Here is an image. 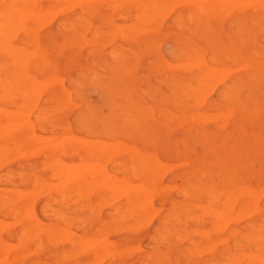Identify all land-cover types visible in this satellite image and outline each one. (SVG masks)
<instances>
[{
	"label": "rangeland",
	"instance_id": "374dc122",
	"mask_svg": "<svg viewBox=\"0 0 264 264\" xmlns=\"http://www.w3.org/2000/svg\"><path fill=\"white\" fill-rule=\"evenodd\" d=\"M56 1L35 0V2L33 1L35 4L32 3L29 6H21L19 0L0 1V36H3L1 37L2 40H0V43L3 41V51H1L2 48L0 46V136L2 134V136L6 137L8 133L7 136L18 143V146H12L13 148L15 147V151L11 147L9 148L11 151H5L6 154L0 151L1 154H5V156L0 154V159H2L0 161L2 165L0 166V204H2L0 205V226L3 225L0 229V232H2L0 233V264H264V241H261L264 238H261L260 235L263 234L264 236V195L262 193L264 192V0H244L243 6L239 3V0H237L238 5L233 3L237 2L234 0H216L215 4H213L214 0H204V3L201 0H199L201 3L198 0H196L198 2L187 0L186 4L182 3L184 0H173L175 3L172 0H164L167 8L162 6L164 4L163 0H160L162 5L159 4L158 0H155V4H153L154 2L152 3L154 8L151 7L152 4H149L151 6L147 5L154 0H147L148 3H146V0H142V2L139 0L142 6H144L142 8L145 10L139 7L141 3H137L136 0H120L123 4L120 2L119 7H116L118 0L114 2L113 0H85L84 3H82V0V2L80 0ZM218 1H223L222 3L225 6L230 7L229 12L228 8L225 10V6ZM64 2L68 8H66ZM246 2L252 5L249 4L250 6L248 7V3ZM171 3H174L173 6ZM199 3L203 6L200 7L201 12L197 5ZM229 3L236 5L231 7ZM8 4H10L9 9L11 10L3 9L5 7L8 8L6 6ZM110 4L115 7L110 6ZM135 4L138 8L135 7ZM24 6L33 11L37 10L36 13L34 11V17L36 18L31 17L33 16L31 15L29 20V15L25 16V18L17 15L16 10ZM157 6L160 8H157ZM63 7L68 10H64ZM149 7L153 13H151V10V12H148ZM169 7H171V10L168 9ZM26 8L24 7V10H28ZM44 8L48 10L45 11L46 9L44 10ZM109 8L111 9L110 11ZM30 9L29 11H31ZM41 10H44V13H46L44 14ZM161 10L164 12L161 13ZM157 11H159L158 14ZM145 12L148 13L146 14ZM42 13L45 16L47 15L48 18L50 16V20L47 17L43 19ZM164 13L166 14L164 15ZM4 14L5 16L7 15L6 18L3 16ZM39 15L42 19H40ZM153 15H155L154 18L158 15L157 18L161 17V15L162 17L153 22L151 21V19H154ZM8 17L11 18L13 24H11L12 22H10V18ZM16 17H18L17 21ZM20 17L21 20L19 21ZM176 18L179 19L176 20ZM188 18H190V21H188ZM33 19L37 21V30H32L35 26V22H32L34 21ZM40 20H42L41 22H48L40 23ZM4 21H7V23ZM137 21H139L138 25ZM2 22L5 24L1 25ZM20 22H23L21 23L22 26ZM176 23L178 26L175 25ZM121 24L129 26H125L127 27L125 30L124 26L121 27ZM16 25H20L21 28L23 26L24 28L26 27V32L24 31L23 34L24 28L22 30L16 27ZM153 25L154 29L150 31L146 30L153 27ZM10 26L16 29L15 32ZM118 26L125 30L123 35L120 34L122 30ZM139 27H142L144 32ZM177 27L178 29H176ZM6 29L7 31L10 30L9 34ZM137 30H140V32L138 33ZM106 31L108 32L106 33ZM6 34L11 37L6 38ZM31 37L33 38L31 39ZM119 38L121 41H119ZM84 41L88 43L85 44ZM5 42L13 44L14 46L11 45L12 47L18 48H15V53L17 52L16 50L19 53L20 50H24L28 54L24 52V54L22 53L21 55L20 53L16 56L17 54H14V49L12 51V47L8 43L5 44ZM31 50L32 53H36L38 56L32 53L30 56ZM6 52L9 53V58L6 57ZM10 53L13 54L11 55ZM15 56L16 60L20 56V60L18 58L19 61L17 60V63L15 62ZM24 56L23 60L25 59L26 64H23V60L21 62ZM206 57L210 59H206ZM10 58H13V60L11 61ZM175 60L181 62L182 65L179 66L181 63H178L179 65L177 66ZM188 60L192 66H188L190 65L188 64ZM12 62L15 63L12 64ZM35 62H39V64L36 66ZM20 63L23 66L22 68L17 66ZM167 63H172V65L169 66ZM173 64L175 65L174 68ZM209 65L216 68L214 70H212V67L209 69ZM187 66L188 68L186 69L185 67ZM221 67L224 69H220ZM218 68L219 70L217 71ZM229 68L234 71H228ZM208 70L210 76L207 74ZM246 71L248 74H246ZM202 72L207 75L205 74V77H203L204 74ZM218 73L223 74H220V78L223 79L216 77L219 76ZM224 73H226V76ZM238 73L239 75H237ZM251 74L253 75L251 76ZM12 77L16 78V80ZM45 77L46 79L50 77L47 79L49 81L44 79ZM57 77H60L61 81L57 82L56 80H59ZM11 78L21 86L15 81L14 83ZM52 78L54 81L50 80ZM203 78H205L206 82L209 78L208 82L206 83ZM31 79H35L34 83L33 81L31 83ZM36 80H39L38 82L43 83V85L39 84ZM27 81H30V84ZM47 82L51 83V85L49 86ZM26 83H28V87L25 85ZM60 83L62 84L61 86ZM62 86L65 88V91L63 90L64 88L62 89ZM34 87H36V91L33 90ZM17 88H20V90ZM204 89H208L209 91H205ZM62 91L63 93L61 94ZM31 92L34 93L32 94ZM207 92L210 93L208 94ZM194 93H197L196 97L203 98L201 100L197 98L199 101L197 102L194 98ZM20 95L30 98L27 99L25 96L19 98ZM36 96V99L32 98ZM49 98L50 100H48ZM55 99L60 103L58 104V102L54 101ZM67 99H69L68 103ZM32 102H35V104H32ZM75 103H77V106ZM32 105L35 106L33 107ZM52 105L54 111L50 108ZM54 106L56 107V111ZM26 109L28 110L26 111ZM221 112L225 114H220ZM6 113L9 115L8 117ZM34 115L38 116L34 117ZM198 116L204 117V120L201 117L197 120ZM5 118L7 121L9 119V124ZM27 125H30L31 128ZM3 127L6 130L2 129ZM25 128L27 129L25 130ZM102 129L108 131L106 132ZM70 134H74L72 137L75 140L73 138L70 141V138L72 139ZM77 139L78 142L80 141V146L84 144L82 141L85 139L93 140L91 143L89 141L90 145L88 140L84 142L85 144L88 143L89 148H91L92 144L95 148L92 146L91 150H88L89 148L84 144L83 150L85 151L87 148L86 150L89 152H83V147L76 145ZM94 139H98V143L101 141L100 145L103 148L105 147L104 153L101 147L100 150L102 151H99L98 146L100 145L95 141L96 146ZM114 140L122 143L119 144L117 142L114 144L116 142L113 143ZM102 141L105 143L112 142L113 144L110 143L109 145L106 143V146H103L105 143L102 144ZM20 143L21 145H19ZM214 143L218 145L215 147ZM120 145L122 147L124 145L122 149L125 148L128 151L120 149ZM116 147L119 151L115 150ZM17 149L19 150L18 153L16 152ZM95 149L98 151L97 153H95ZM129 150L130 152L132 151L131 154L134 152L132 154L134 155L133 157ZM69 152L74 155L69 154ZM99 152L100 154H98ZM106 153L109 161L107 157V161L105 160ZM146 153L148 157L151 155L149 159H153L151 165L150 162H148L149 164L147 163L150 160L146 158ZM18 154L19 158L17 157ZM79 155H81V158H79ZM50 157L56 164L50 163ZM56 158H60L61 160H59L62 163L69 164L71 162L69 165L72 166L68 164L66 166L63 163L66 166L64 167L62 163L57 162ZM139 160L140 162H138ZM154 160L155 163L156 160L161 161L160 164L164 165V171L166 172L163 171L159 163L158 166L157 163L155 166ZM116 161L120 164H116ZM80 163L85 165V168ZM92 163L95 166L94 168H91L92 165H89ZM99 164L102 165H100L101 168H98ZM75 166L79 169L77 170ZM88 166H90V170H87ZM129 166L134 167L135 170H132V172V167L130 168ZM55 168H58V172ZM159 168H162V170L160 169L161 171H159ZM73 169H76L77 172ZM93 169L95 170L91 171ZM148 169L151 172L148 173ZM60 171H64V175H62L63 173L60 174ZM65 171L69 174L65 175ZM85 171L86 173L89 172L87 174L90 175L84 173ZM95 171L100 172L95 174ZM200 172L201 174L203 173L202 177L199 175ZM58 173L60 175H57ZM76 173L79 178H76L78 177L77 175L74 177ZM190 174L192 177H190ZM70 175L71 178L68 177ZM63 176L67 178L65 177L64 179ZM108 176L109 178L112 177L110 178L111 180H109ZM118 177L119 179L122 178L121 180L124 178L125 181L119 180ZM185 178L189 185H186ZM77 179L80 182L78 184L76 182ZM91 179L97 180V182L93 180L95 185ZM99 181L101 182V186H99ZM13 182L14 184H12ZM114 182L115 185H113ZM129 182L131 188L128 184ZM138 182L144 187L138 184ZM63 183L64 185H62ZM104 183L109 185L107 187L110 190H107L106 186L104 187ZM117 183H119L118 186L122 187H117ZM44 184L48 186L46 187ZM90 184L93 185V189ZM191 184H198L200 186H197V189H200V195L197 190L196 192L194 191L196 189L195 185L192 187ZM207 184H210L212 187L209 191H207L209 189ZM51 185L57 187H51ZM96 185L97 187H95ZM4 188L7 189L6 191H9V188L13 189L7 193ZM56 188L61 189L58 192L55 190ZM118 188L119 190L121 189V193L124 191L129 201L125 194L122 195L120 192V195L118 194ZM122 188L129 189L125 191ZM151 188L152 191L150 190ZM190 188L195 193L192 194ZM138 189L142 190V193H145V199L141 197L144 193L138 195L134 192L139 191ZM236 189H238L237 192ZM258 189L261 190L262 194H260ZM84 190H87L89 193L87 191L86 193ZM95 190L98 194L94 195L96 193ZM182 190L184 191L182 192ZM229 190L231 191L229 192ZM109 191L112 198L108 196V199L107 195H109ZM239 191L241 192L239 193ZM78 192L83 193L84 196L82 197V194L79 195ZM216 192L218 193L216 194ZM231 192L233 193V198ZM213 193L216 194L217 198H213L215 196ZM21 194H24L25 198L23 195L21 198ZM224 194L229 195V197L225 199V196H227L225 195L223 199ZM114 197L115 200H110L114 199ZM103 198L106 200L102 201ZM234 198H236L235 202L233 201ZM61 200L62 203L60 204L59 201ZM109 200L112 202L110 203ZM225 200L226 204H220V202L224 203ZM94 201H101L99 203L102 206H97L99 203L96 204ZM136 201H139L141 204L138 205ZM134 202L137 206L136 209H134ZM205 202H208V204ZM231 202L233 203L231 204ZM246 202L247 204L252 203V205H246ZM28 203L33 204L30 207ZM228 204L232 206L224 208ZM23 205L25 208H22ZM113 205L116 206L114 207ZM130 205H133V207ZM18 206L19 209L17 208ZM26 206H28V210ZM9 207L10 209H8ZM92 207L97 209L95 210ZM241 207H243L242 212ZM128 209L133 210L128 211L127 214L125 211ZM218 209L221 211L220 213L216 211ZM51 210L52 213L50 214ZM32 212L35 217L32 216ZM121 212L125 214L121 215ZM212 212H215L217 217L220 216V220L219 218L216 219L217 217L214 219L215 214ZM225 212L229 214L226 215ZM211 214L213 215L211 216ZM29 216L33 218L29 219ZM113 216L116 218L114 217V219ZM122 216H126V218ZM138 216H140V219ZM229 216L231 219L234 218V220L228 218ZM136 218L140 221H143V218L145 220L142 224H138L140 221L138 222ZM13 220L14 225L12 224ZM132 220L135 223L138 222L137 224L140 227L136 224L135 227L137 226V229L134 228V224L131 225ZM218 220L219 223H217ZM222 220L225 222L223 223ZM38 221L43 223H38ZM103 221L107 223H103ZM62 222L65 223L63 224ZM214 222H216L215 227L212 226ZM226 222L228 223L223 228ZM110 224L112 225L109 226ZM117 224L123 225L126 229L121 226L120 228ZM115 226H118L116 227L117 230L114 228ZM128 226H131V228H127ZM259 226L262 228L258 230ZM108 227L110 228L108 229ZM212 228L216 230L211 232ZM105 229L108 231L106 232ZM124 229L127 233L123 231ZM93 230L95 233H93ZM128 230H132L130 231L131 233H128ZM5 231L7 232L5 233ZM96 231H100V233L97 232L96 234ZM35 234L37 235L35 236ZM56 234L60 235V239H57L58 236ZM240 234L243 236V239L238 237ZM255 234L258 237L260 236V240L256 236L255 239ZM54 235L57 237L55 238ZM68 235L69 238L67 237ZM92 235H94L93 238L91 237ZM97 235L103 238L100 237L99 239ZM83 236L90 239L87 238L86 240ZM199 236H202V238ZM247 237L251 238L250 242L246 240ZM17 238L20 242L17 241ZM95 238L96 240H93ZM217 238H224L225 240L220 242ZM1 239L2 241L5 240L6 243L2 242ZM54 239L56 242H54ZM216 239L219 241V244H217ZM98 240L100 241L98 242ZM93 241L96 242V245L95 243L93 244ZM102 241L105 242L102 244ZM236 242L239 244H236ZM9 243H11V246ZM35 243L39 245L38 248ZM208 243L212 244V248L209 249L210 244ZM256 243L262 246H257V248L259 247L258 250L253 249L256 248L254 247L257 245ZM7 244L11 248L13 247V249L8 247ZM201 244L204 247L207 244L209 247L206 246L203 250V247L200 246ZM101 245L103 248L99 249ZM127 246L130 248L128 249ZM96 248L99 249L100 255H98L99 252ZM207 248L209 249L208 251H206ZM82 249L84 252L81 251L83 253H80L79 251ZM196 249H199V251ZM5 250H8V253ZM71 250L72 253L74 251L77 254H72V257H70L69 253ZM115 250L117 251L115 252ZM249 252L253 253V255H248L250 258L245 256V253L250 254ZM2 253L4 254L2 255ZM20 253H22L21 256L23 257L19 256ZM64 253L65 256H62ZM106 253L107 255L105 256ZM255 253L259 257H257L258 255L255 256ZM251 257L253 259L257 258L254 261L252 260V262ZM16 259H19L20 262L19 260L15 261Z\"/></svg>",
	"mask_w": 264,
	"mask_h": 264
},
{
	"label": "bare ground",
	"instance_id": "6f19581e",
	"mask_svg": "<svg viewBox=\"0 0 264 264\" xmlns=\"http://www.w3.org/2000/svg\"><path fill=\"white\" fill-rule=\"evenodd\" d=\"M0 1H1V0H0ZM33 1L35 2V0H19L21 6H23V5H28V6H29V4L32 5ZM55 1H56V0H55ZM63 1H64V0H63ZM65 1H66V0H65ZM67 1H68V0H67ZM72 1H73V0H72ZM80 1H81V0H80ZM82 1H83V2H82ZM82 1H81V2L84 3L85 0H82ZM86 1H87V0H86ZM114 1H116V0H113V2H114ZM122 1H123V0H122ZM122 1L118 0V3L115 2L116 4H118V5H116V7H119V6H120L119 3H120V2L122 3ZM134 1H135V0H134ZM136 1H137V3H139V4L142 2V0H141V2H139V0H136ZM146 1H147V0H146ZM163 1H164V0H163ZM169 1H171V0H169ZM172 1H173V0H172ZM188 1H189V0H188ZM190 1H191V0H190ZM198 1H199V0H198ZM198 1L194 0V2H198ZM201 1L204 3V0H201ZM208 1H210V0H208ZM212 1H213V0H212ZM231 1H232V0H231ZM234 1H237V0H234ZM239 1H240L239 3L243 6L242 3L245 2V1H244V0H239ZM241 1H242V2H241ZM246 1H248V0H246ZM250 1H253V0H250ZM250 1H249V2H250ZM256 1H257V0H256ZM259 1H261V0H259ZM9 2H10V1H9ZM41 2H42V1H41ZM56 2H57V1H56ZM81 2H80V3H81ZM113 2H112V3H113ZM153 2H154V3H153ZM158 2H159V4L162 5V3H161L160 0H158ZM173 2H174V1H173ZM181 2H182V1H181ZM186 2H187V0H184L182 3L186 4ZM199 2H200V1H199ZM215 2H216V0H214V3H213V4H215ZM218 2L222 3L223 1H222V2H221V1H218ZM218 2H217V3H218ZM228 2H229V1H228ZM254 2H255V1H254ZM11 3H12V2H11ZM11 3H10V4H11ZM44 3H45V2H44ZM64 3H65V2H64ZM64 3H63V4H64ZM75 3H77V2H75ZM80 3H79V4H80ZM97 3H98V1H97ZM112 3H111V4H112ZM146 3H148V1H147ZM152 3L155 4V0H154V1H151V2L148 3L147 5H148V6H151V5H149V4H152ZM174 3H175V2H174ZM174 3H171V5L173 6ZM189 3H190V2H189ZM200 3H201V2H200ZM200 3L197 4V5L199 6V7H198V8H199V11H200V7L202 6V5H200ZM233 3H236V4L238 5V1H237V2H233ZM246 3H248V2H246ZM10 4L6 5V6H8V8L5 7V8H3V9H5V10H6V9H9V5H10ZM33 4H35V3H33ZM111 4H110V6H114V5H111ZM122 4H123V3H122ZM126 4H128V3L126 2ZM153 4H152V6H151L152 8H154V7H153V6H154ZM157 4H158V3H157ZM179 4H180V3H179ZM187 4H188V3H187ZM194 4H195V3H194ZM222 4H223V3H222ZM227 4H228V3H227ZM229 4H231V7L234 6V5H236V4H232V3H229ZM244 4H245V3H244ZM249 4H250V3L247 4L248 7H249L250 5H252V4H250V5H249ZM12 5H13V4H12ZM12 5H11V6H12ZM64 5L66 6V8H68L66 3H65ZM140 5H141V6H139V7H141V8L144 7V6H142V3H141ZM11 6H10V7H11ZM121 6H122V5H121ZM162 6H165V8H167L166 5H165V1H164V4H163ZM223 6H225V5L223 4ZM244 6H245V5H244ZM259 6H260V4H259ZM24 7L26 8V6H24ZM24 7H21L20 9L16 10L17 15H19V16H21V17H23V18H25V16H28V15H29V20H30V16L33 15V16H31V17H34V15H35V13H36L37 10H36V11L34 10V11H35V13H34V11H33L32 9H30V8H29V9H30L31 11H29L28 8H26V9H28V10H24ZM71 7H72V6H71ZM79 7H80V6H79ZM114 7H115V6H114ZM135 7L138 8V6H137L136 4H135ZM135 7H133V8H135ZM202 7H203V6H202ZM253 7H254V6H253ZM11 8H12V7H11ZM37 8H39V6H37ZM37 8H36V9H37ZM55 8H56V7H55ZM66 8L63 7L64 10H68V9H66ZM72 8H73V7H72ZM81 8H82V7H81ZM81 8H79V9H81ZM107 8H108V7H107ZM123 8H124V7H123ZM157 8H160V7L157 6ZM163 8H164V7H163ZM163 8H162V10H164ZM194 8H196V7H194ZM225 8H226L225 10H227V8H228V12H229V10L231 9L230 7H227V5L225 6ZM229 8H230V9H229ZM45 9H46V8H44V10H45ZM142 9L145 10L144 8H142ZM146 9H147V8H146ZM168 9L171 10V7H169ZM216 9H217V8H216ZM253 9H255V8H253ZM262 9H263V8H262ZM9 10H11V9H9ZM44 10H43V11L41 10V11L44 13ZM47 10H48V9H46L45 11H47ZM51 10H52V9H51ZM110 10H111V9L109 8V11H110ZM150 10L152 11V9H150V7H149V8H148V12H149ZM153 10H154V9H153ZM159 10H160V9H159ZM162 10H161V13L165 11V10H164V11H162ZM217 10H218V9H217ZM256 10H257V9H256ZM80 11L82 12V10H80ZM125 11H126V9H125ZM151 11H150V12H151ZM166 11H167V10H166ZM201 11H202V10H201ZM201 11H200V12H201ZM39 12H40V11H39ZM148 12H145V13L147 14ZM2 13H3V12H2ZM9 13H10V11H9ZM33 13H34V14H33ZM43 13H42V16H43V19H44V18L47 17V15L45 16V15H43ZM45 13H46V12H45ZM45 13H44V14H45ZM145 13H144V14H145ZM151 13H153V11H152ZM158 13H159V11H157V14H158ZM226 13H227V11H226ZM40 14H41V13H40ZM47 14H48V12H47ZM141 14H142V13H141ZM165 14H166V13H164V15H165ZM37 15H38V12H37ZM50 15H51V14H50ZM159 15H160V14H159ZM159 15H158V16H159ZM187 15H188V12H187ZM3 16H5V14H4ZM6 16H7V15H6ZM6 16H5V18H6ZM44 16H45V17H44ZM145 16H146V15H145ZM149 16H150V15H149ZM154 16H155V15H153V18H154ZM158 16L155 17L156 19H155V18H154L153 20L151 19V21L155 22L156 20H159V18L162 17V15H161V17L157 18ZM207 16H208V15H207ZM10 17H11V16H10ZM10 17H8V18H10ZM14 17H15V16H14ZM21 17H20L19 21L21 20ZM39 17H40V15H39ZM187 17H188V16H187ZM187 17H186V18H187ZM191 17H192V16H191ZM8 18H7V20H8ZM17 18H18V17L15 18L16 21L18 20ZM34 18H36V17H34ZM47 18H48V17H47ZM49 18H50V16H49ZM49 18H48V19H49ZM52 18H53V17H52ZM52 18H51V19H52ZM75 18H76V17H75ZM75 18H74V19H75ZM216 18H217V17H216ZM12 19H13V18H12ZM38 19H39V18H38ZM40 19H42V17H40ZM147 19H148V18H147ZM149 19H150V18H149ZM178 19H179V18H176V20H178ZM188 19H189L188 21H190V18H188ZM5 20H6V19H5ZM9 20H10V22H12L11 18H10ZM9 20H8V22H9ZM33 20H34V21H32V22H35V26H34V29H32V30H35V29L37 30V27H36V22H37V21H35V19H33ZM36 20H37V19H36ZM45 20H46V19H45ZM49 20H50V19H49ZM2 21H3V20H2ZM13 21H14V20H13ZM38 21H39V20H38ZM41 21H42V20H40V23H45V22L47 23V22H48V21H45V22H41ZM43 21H44V20H43ZM0 22H1V21H0ZM4 22H5V21H4ZM68 22H69V21H68ZM5 23H7V21H6ZM5 23H4V24H5ZM21 23H23V22H20V25H21ZM38 23H39V22H38ZM40 23H39V24H40ZM136 23H137V25H138V24H139V21H137ZM136 23H135V25H136ZM177 23H178V22H177ZM177 23L175 24L176 26H178ZM188 23L190 24V22H188ZM4 24H3V22L1 23V25H4ZM11 24H13V22H12ZM15 24H16V23H15ZM178 24H179V23H178ZM8 25H10V24H8ZM20 25H19V26L16 25V27L21 28ZM115 25H116V24H115ZM117 25H118V24H117ZM21 26H22V25H21ZM31 26H33V25H31ZM40 26L42 27V25H40ZM43 26H44V25H43ZM122 26H124V29L126 30V28H127L129 25H125V24L122 25V24H121V27H122ZM125 26H127V27H125ZM198 26H199V25H198ZM198 26H197V27H198ZM201 26H202V25H201ZM3 27H4V26H3ZM6 27H7V26H6ZM10 27H11V26H10ZM14 27H15V26H14ZM16 27H15V28H16ZM35 27H36V28H35ZM38 27H39V26H38ZM65 27H67V26H65ZM94 27H95V26H94ZM115 27H116V26H115ZM118 27H119V26H118ZM121 27H119V29L122 30V32H121L118 28H117V29L121 32L120 34L123 35V33H124L125 30H124L123 28L121 29ZM11 28H12V27H11ZM11 28H10V29H11ZM18 28H17V31H18ZM23 28H24V26H23ZM23 28H21V29L23 30ZM25 28H26V27H25ZM25 28H24V30H23V34H24V31L26 30ZM136 28H137V27H136ZM147 28H149V27H147ZM195 28H196V27H195ZM198 28H199V27H198ZM1 29H2V28H1ZM12 29H13L14 32H15L16 29H14V28H12ZM68 29H69V28H68ZM68 29H66V30H68ZM139 29L142 30V32H144L142 27H141V28L139 27ZM152 29H154V25H153V27H150V29H146V30H149V31H150V30H152ZM176 29H178V27H177ZM185 29H186V28H185ZM202 29H203V28H202ZM3 30H5V29H3ZM30 30H31V29H30ZM140 30H137V32L139 33ZM6 31H7V29H6ZM9 31H10V30L7 31L8 34H9ZM17 31H16V32H17ZM19 31H20V30H19ZM80 31H81V30H80ZM80 31H79V32H80ZM187 31H188V30H187ZM203 31H204V30H203ZM12 32H13V31H12ZM25 32H26V31H25ZM27 32H28V31H27ZM34 32H35V31H34ZM74 32H75V31H74ZM82 32H83V31H82ZM107 32H108V31H106V33H107ZM109 32H110V31H109ZM17 33H18V32H17ZM72 33H73V32H72ZM75 33H76V32H75ZM93 33L96 34L95 31H93ZM93 33H92V34H93ZM126 33H128V32H126ZM0 34H1V33H0ZM25 34H26V33H25ZM120 34H119V35H120ZM4 35H5V34H4ZM11 35H12V34H11ZM90 35H91V34H90ZM126 35L128 36V34H126ZM126 35H125V36H126ZM9 36H10V35H9ZM9 36L6 34V38H8ZM38 36H39V35H38ZM93 36H94V35H93ZM104 36H105V35H104ZM1 37H3V36H0V40H2ZM10 37H11V36H10ZM12 37H13V36H12ZM88 37H89V36H88ZM94 37H95V36H94ZM193 37H194V36H193ZM32 38H33V37H31V39H32ZM4 39H5V38H4ZM107 39H108V38H107ZM119 39H120V38H119ZM119 39H118V40H119ZM6 40H7V39H6ZM20 40H21V39H20ZM105 40H106V39H105ZM22 41L25 42L24 40H22ZM63 41H64V39H63ZM87 41L89 42V40H87ZM87 41H86V43H88ZM108 41H109V40H108ZM108 41H107V42H108ZM119 41H121V39H120ZM2 43H3V41H2ZM2 43H0V46H1V48H2L1 51H3V44H2ZM7 43H8V42H5V44H7ZM62 43H63V42H62ZM84 43H85V41H84ZM86 43H85V44H86ZM89 43H90V42H89ZM176 43H177V42H176ZM1 44H2V45H1ZM5 44H4V46H5ZM24 44H25V43H24ZM59 44H60V43H59ZM103 44H105V43H103ZM140 44H141V43H140ZM8 45H10V47L14 46L13 44H9V43H8ZM8 45H7V46H8ZM11 45H12V46H11ZM29 45H30V43H29ZM29 45H28V46H29ZM82 45H83V44H82ZM82 45H81V46H82ZM18 46H19V45H18ZM18 46H17V47H18ZM31 46H32V45H31ZM20 47H22V46H20ZM56 47H57V46H56ZM60 47H61V46H60ZM63 47H64V45H63ZM1 48H0V49H1ZM7 48H8V47H7ZM15 48H16V47H12L11 49H12V51H13V49H14V54H17L16 56H18L20 53H21V55H22V53L24 54V52H25L24 50H23V51L20 50V53L18 52V50H16L17 52L15 53ZM8 49H9V48H8ZM8 49L5 48V50H7V52H9ZM16 49H18V48H16ZM21 49H22V48H21ZM23 49H25V48H23ZM26 49H27V48H26ZM89 49H90V48H89ZM5 50H4V52H5ZM90 50H91V49H90ZM191 50H192V49H191ZM29 51H30V50H29ZM7 52H6V53H7ZM10 52H11V50H10ZM26 52H27V51H26ZM26 52H25V53H26ZM31 53H32V50H31V52H30L29 55H30V56H31L32 54L36 55V53H32V54H31ZM88 53H91V52H88ZM182 53H183V52H182ZM10 54H11V53H10ZM12 54H13V53H12ZM12 54H11V55H12ZM27 54H28V52H27ZM0 56H1V55H0ZM8 56H9V53L6 54V57H8ZM16 56H15L14 58H15V62L17 63V60H18V58H19L20 56L17 58V60H16ZM36 56H38V55H36ZM111 56H113V55L111 54ZM195 56H196V55H195ZM195 56H194V57H195ZM254 56H255V55H254ZM224 57H225V56H224ZM8 58H9V57H8ZM23 58H25V56L22 57L21 62H22ZM81 58H82V57H81ZM115 58H116V57H115ZM207 58H209V57H206V59H207ZM10 59H11V61L13 60V58H10ZM192 59H193V58H192ZM195 59H196V57H195ZM209 59H210V58H209ZM209 59H208V61H209ZM224 59L226 60V58H224ZM19 60H20V58H19ZM19 60H18V61H19ZM24 60H25V59H24ZM24 60H23V61H24ZM190 60H191V59H190ZM112 61H113V60H112ZM114 61H115V60H114ZM162 61H163V60H162ZM175 61H176V60H175ZM192 61H193V60H192ZM206 61H207V60H206ZM208 61H207V62H208ZM15 62H14V63H15ZM24 62H25V61H24ZM24 62H23V64H26V62H25V63H24ZM115 62H116V61H115ZM176 62H177V61H176ZM209 62H210V61H209ZM10 63H11V62H10ZM14 63L12 62V64H14ZM18 63H19V62H18ZM178 63L180 64L181 62H177V66L179 65ZM211 63H212V62H211ZM37 64H39V62H38V63L35 62V65H36V66H37ZM168 64H169V63H167V65H168ZM188 64H190V63H189V60H188ZM7 65H8V63H7ZM31 65H33V63H31ZM31 65H30V66H31ZM170 65H172V63H170L169 66H170ZM181 65H182V63H181L179 66H181ZM198 65H199V63H198ZM239 65H240V64H239ZM243 65H244V64H243ZM17 66H18V67L20 66L21 68L23 67V66H21V63L18 64ZM25 66H26V65H25ZM27 66H28V65H27ZM174 66H175V65L173 64V68H174ZM188 66H192V64H190V65H188ZM188 66L185 67V68L187 69ZM171 67H172V66H171ZM211 67H212V66H210V65L208 66L209 69H210ZM236 67H237V65H236ZM244 67H245V66H244ZM35 68H36V67H35ZM77 68H78V67H77ZM98 68H99V67H98ZM214 68H216V67H212V70H214ZM222 68H223V67H221L220 69H222ZM247 68H248V67H247ZM204 69H205V68H204ZM223 69H224V68H223ZM226 69H227V68H226ZM239 69H240V68H239ZM0 70H1V69H0ZM38 70H39V69H38ZM197 70H198V69H197ZM218 70H219V68L217 69V71H218ZM237 70H238V69H237ZM199 71H200V70H199ZM215 71H216V69H215ZM217 71H216V72H217ZM220 71H221V70H220ZM220 71H219V72H220ZM228 71H234V70H230V68H229ZM235 71H236V70H235ZM243 71H244V70H243ZM182 72H183V71H182ZM208 72H209V70L207 71V74H208ZM221 72H222V71H221ZM224 72H225V71H224ZM226 72H227V70H226ZM202 73L204 74V72H202ZM252 73H253V72H252ZM205 74H206V73H205ZM205 74L203 75V77H205ZM207 74H206V75H207ZM220 74H222V73H220ZM220 74L218 73L219 76H216V77L220 78ZM224 74H225V76H226V73H224ZM246 74H248L247 71H246ZM258 74H260V73H258ZM208 75H209V74H208ZM214 75H216V74H214ZM222 75H223V74H222ZM237 75H239V73H238ZM252 75H253V74H251V76H252ZM6 76H7V75H6ZM82 76H83V75H82ZM209 76H210V75H209ZM245 76H246V75H245ZM29 77H30V76H29ZM91 77H92V76H91ZM207 77H208V76H207ZM237 77H238V76H237ZM4 78H5V76H4ZM9 78H10V77H9ZM12 78H14V77H12ZM12 78H11V79H12ZM27 78H28V77H27ZM31 78H32V77H31ZM48 78H50V77H47V79H48ZM57 78L59 79V80H56L57 82H58V81H61V80H60V77H57ZM218 78H216V79H218ZM239 78H240V77H239ZM250 78H251V77H250ZM252 78H253V77H252ZM14 79L16 80V78H14ZM29 79H30V78H29ZM44 79H46V77H45ZM47 79H46V80H47ZM61 79H62V78H61ZM203 79L205 80V78H203ZM208 79H209V78H208ZM208 79H207V82H208ZM220 79H223V78H220ZM235 79H236V77H235ZM0 80H1V79H0ZM12 80H13V79H12ZM15 80H13V82H14ZM34 80H35V79H33V80L31 79V80H30L31 83H32V81H33V83H34ZM46 80H45V81H46ZM50 80L52 81L53 78L50 79ZM204 80H203V81H204ZM249 80H250V79H249ZM19 81H20V80H19ZM30 81H29V82H30ZM36 81L38 82L39 80H36ZM47 81H49V80H47ZM53 81H54V80H53ZM56 81H55V82H56ZM231 81H232V80H231ZM254 81H255V80H254ZM13 82H12V85H13ZM15 82L18 84L17 81H15ZM15 82H14V83H15ZM27 82H28V81H27ZM29 82H28V83H29ZM88 82H89V81H88ZM205 82H206V80H205ZM207 82H206V83H207ZM249 82H250V81H249ZM260 82H261V81H260ZM28 83L25 84V85H27V87H28ZM38 83H39V82H38ZM47 83L49 84V86L51 85V83H49V82H47ZM53 83H54V82H53ZM53 83H52V84H53ZM173 83H174V82H173ZM197 83H199V82H197ZM200 83H201V82H200ZM210 83H211V82H210ZM237 83H238V82H237ZM237 83H236V84H237ZM243 83H244V82H243ZM246 83H248V82H246ZM255 83H256V82H255ZM29 84H30V83H29ZM39 84H41V83H39ZM44 84H45V83H44ZM14 85H15V84H14ZM18 85H19V84H18ZM32 85H33V84H32ZM41 85H43V83H42ZM61 85H62V84L60 83V86H61ZM206 85H207V84H206ZM208 85H209V84H208ZM212 85H213V84H212ZM240 85H242V84H240ZM246 85H247V84H246ZM19 86H21V85H19ZM210 86H211V85H210ZM222 86H223V85H222ZM224 86H225V85H224ZM7 87H8V86H7ZM30 87H31V86H30ZM45 87H46V86H45ZM207 87H208V86H207ZM257 87H258V86H257ZM11 88H12V86H11ZM35 88H36V87H34L33 90H35ZM63 88H64V87L62 86V89H63ZM210 88H211V87H210ZM4 89H5V88H4ZM17 89L20 90V88H17ZM21 89H22V88H21ZM27 89H28V88H27ZM30 89H31V88H30ZM40 89H41V88H40ZM22 90H23V89H22ZM22 90H21V91H22ZM33 90H32V91H33ZM63 90L65 91V88H64ZM204 90H205V89H204ZM211 90H212V89H211ZM231 90H232V89H231ZM6 91H7V90H6ZM21 91H20V92H21ZM35 91H36V90H35ZM35 91H34V92H35ZM205 91H209V90L206 89ZM14 92H15V91H14ZM25 92H26V90H25ZM34 92H33V93H34ZM217 92H219V91H217ZM7 93H8V92H7ZM21 93H22V92H21ZM31 93H32V92H31ZM33 93H32V94H33ZM62 93H63V91L61 92V94H62ZM201 93H202V92H201ZM207 93H208V92H207ZM209 93H210V92H209ZM209 93H208V94H209ZM235 93H236V92H235ZM5 94H6V93H5ZM25 94L28 95L27 93H25ZM226 94H227V93H226ZM228 94H229V92H228ZM29 95H30V92H29ZM63 95H65V94H63ZM67 95H68V94H67ZM190 95H191V94H190ZM202 95H204V94H202ZM15 96H16V95H15ZM22 96H23V95H22ZM22 96L20 95L19 98H21ZM24 96H25V95H24ZM24 96H23V97H24ZM31 96H32V95H31ZM194 96H195L194 98H195L196 100H197V98H198V100H201V98H203V97H201V98H200V97H196V96H197V93H194ZM205 96H206V95H205ZM230 96H231V95H230ZM233 96H234V95H233ZM233 96H232V97H233ZM0 97H1V96H0ZM25 97H26V96H25ZM27 97H28V96H27ZM27 97H26V98H27ZM65 97H67V96L65 95ZM29 98H30V97H29ZM29 98H27V99H29ZM32 98H33V99H36L37 96H36V97H32ZM67 98H69V97H67ZM199 98H200V99H199ZM63 99H64V98H63ZM236 99H237V98H236ZM48 100H50V98H49ZM198 100H197V102H199ZM223 100H224V99H223V97H222V101H223ZM54 101L58 102L57 99H55ZM68 102H69V99H67V103H68ZM70 102H71V101H70ZM197 102H196V103H197ZM261 102H262V101H261ZM26 103H27V102H26ZM59 103H60V102H58V104H59ZM22 104H23V103H22ZM32 104H35V102H34V103L32 102ZM71 104H72V103H71ZM76 104H77V103H75V105H76ZM240 104H241V103H240ZM72 105H73V104H72ZM208 105H209V104H208ZM241 105H242V104H241ZM32 106H33V105H32ZM34 106H35V105H34ZM34 106H33V107H34ZM73 106H74V105H73ZM76 106H77V105H76ZM209 106H210V105H209ZM225 106H226V105H225ZM54 107H55V106H54ZM25 108H26V106H25ZM30 108H31V107H30ZM50 108H51L52 111H54V110H53V105H52ZM50 108H49V109H50ZM38 109H39V108H38ZM164 109L166 110V108H164ZM216 109H217V108H216ZM27 110H28V109H26V111H27ZM242 110H243V109H242ZM0 111H1V110H0ZM30 111H31V110H30ZM55 111H56V107H55ZM145 111H146V110H145ZM156 111H157V110H156ZM160 111H162V110H160ZM3 112H4V111H3ZM3 112H2V114H3ZM148 112H149V111H148ZM223 112H225V110H223ZM28 113H30V112H28ZM41 113H42V111H41ZM214 113H216V112H214ZM225 113H226V112H225ZM225 113H222V112H221L220 114H225ZM0 114H1V113H0ZM25 114H26V113H25ZM47 114H48V113H47ZM49 114H50V113H49ZM3 115H4V114H3ZM6 115H7V117L9 116L7 113H6ZM6 115H5V116H6ZM26 115H27V114H26ZM213 115H215V114H213ZM12 116H13V114H12ZM14 116H15V115H14ZM32 116H33V115H32ZM36 116H38V115H34V117H36ZM39 116H41V115H39ZM215 116H216V115H215ZM42 117L44 118V116H42ZM42 117H41V118H42ZM78 117H79V116H78ZM191 117H193V116H191ZM200 117H201L202 120H204V119H203L204 117L202 118V116H198V117H197V120L200 119ZM211 117H212V116H211ZM37 118H38V117H37ZM43 118H42V119H43ZM161 118H162V116H161ZM5 119H6V118H5ZM13 119H14V118H13ZM15 119H16V117H15ZM39 119H40V118H39ZM78 119H79V118H78ZM10 120H12V119H10ZM8 121H9V119H8ZM8 121H7V119H6V122H7V123H8ZM76 121H78V120H76ZM82 121H83V120H82ZM192 121H193V119H192ZM11 122H12V121H11ZM11 122H10V123H11ZM38 122H40V121H38ZM38 122H37V123H38ZM79 122L81 123V121H79ZM195 122L197 123V121H195ZM239 122H240V121H239ZM7 123H6V124H7ZM12 123H13V122H12ZM12 123H11V124H12ZM34 123H35V122H34ZM193 123H194V121H193ZM1 124L5 125L4 123H1ZM8 124H9V123H8ZM13 124H15V123H13ZM13 124H12V125H13ZM82 124H83V123H82ZM89 124H90V123H89ZM221 124H222V123H221ZM221 124H220V125H221ZM12 125H11V126H12ZM15 125H16V124H15ZM36 125H38V124H36ZM83 125H84V124H83ZM187 125H188V124H187ZM187 125H186V126H187ZM189 125H190V124H189ZM27 126H29V127L31 128L30 125H27ZM48 126H49V125H48ZM190 126H191V125H190ZM4 127H5V126H4ZM4 127H3L2 129L6 130ZM7 127H8V126H7ZM15 127H17V126H15ZM79 127H80V126H79ZM79 127H78V128H79ZM83 127H85V126H83ZM13 128H14V126H13ZM19 128H21V127H19ZM27 128H28V127H27ZM27 128H25V130H26ZM30 128H28V129H30ZM42 128H43V127H42ZM51 128H52V127H51ZM61 128H63V127L61 126ZM65 128H66V127H65ZM187 128H189V127L187 126ZM23 129H24V127H23ZM4 130H3V132H4ZM10 130H12V129H10ZM14 130H16V129H14ZM14 130H13V131H14ZM18 130H19V129H18ZM18 130H17V132H19ZM81 130H82V129H81ZM102 130H104V129H102ZM49 131L51 132V130H49ZM104 131H106V130H104ZM107 131H108V130H107ZM107 131H106V132H107ZM8 132H9V130H8ZM14 132H15V131H14ZM14 132H13V133H14ZM24 132H25V131H24ZM61 132H62V131H61ZM1 133H2V131H1ZM6 133H7V132H6ZM51 133H52V132H51ZM54 133H55V132H54ZM4 134H5V133H4ZM29 134H30V133H29ZM83 134H84V133H83ZM192 134H193V133H192ZM7 135H8V133L6 134V137H5V136H2V134H1L2 137L0 136V151H1V152H5V151L7 152V150H8V151H9V150L11 151V149H9L10 147L13 148L12 146H15V145L18 146V143L16 142V140H14V139L8 137ZM70 135H71L70 137H72L74 134H73V135L70 134ZM32 137H34V136H32ZM86 137H87V136H86ZM160 137H163V136H160ZM47 138H48V137H47ZM49 138H50V137H49ZM73 138H74V137H72V139L70 138V141H72ZM76 138H77V137H76ZM81 138H83V137H81ZM45 139H46V138H45ZM91 139H92V138H91ZM154 139H155V136H154ZM30 140H31V139H30ZM33 140H34V139H33ZM36 140H38V139H36ZM47 140H48V139H47ZM74 140H75V138H74ZM79 140H82V139H79ZM83 140H84V139H83ZM85 140H86V139H85ZM85 140H84V141H85ZM87 140H88V143H89L90 140H89V139H87ZM87 140H86V141H87ZM97 140H98V139H96V140L94 139V144L97 142ZM34 141H35V140H34ZM84 141H82V142L85 144L86 141H85V142H84ZM91 141H93V140H91ZM91 141H90V143H91ZM95 141H96V142H95ZM115 141H116V140H114L113 143H114ZM36 142H37V141H36ZM36 142H35V144H36ZM73 142H74V141H73ZM79 142H80V141H79ZM79 142H78V139H77V142H76L77 144H76L75 142H74V144H76L78 147H83V148H82V151H83V152L87 151L86 149L89 148V147H88V143L85 144V145H87V148H86L85 151H84L83 149H84V146H85V145L83 144V145H84V146H83L82 143H81L82 146H80ZM98 142H99V140H98ZM98 142H97V143H98ZM117 142H119V141H116L114 144H116ZM16 143H17V144H16ZM25 143H26V142H25ZM62 143H63V142H62ZM90 143H89V145H90ZM100 143H101V141H100ZM100 143H98V144L100 145ZM103 143H105V142L102 141V144H103ZM106 143H108V142H106ZM106 143L103 144V146H104V145L106 146ZM110 143H112V142H109L108 144L110 145ZM113 143H112V144H113ZM121 143H122V142H119V144H121ZM143 143H144V142H143ZM22 144H23V143H22ZM112 144H111V145H112ZM140 144H141V143H140ZM19 145H21V143H20ZM95 145L97 146V144H95ZM117 145H118V144H117ZM144 145H145V144H144ZM216 145H218V144H215V143H214V146H215V147H216ZM17 146H16V147H17ZM48 146H49V145H48ZM48 146H47V148H48ZM50 146H51V145H50ZM63 146H64V145H63ZM92 146L94 147L93 144H92ZM92 146H90V147L92 148ZM107 146H108V145H107ZM114 146H116V145H114ZM114 146H111V147H114ZM120 146H121L120 149H122V148L124 147V145H123V147H122V145H120ZM128 146H129V145H128ZM222 146H224V145H222ZM56 147H57V146H56ZM100 147L103 149V151L100 150V149H101ZM125 147H126V144H125ZM14 148H15V147H14ZM14 148H13V149H14ZM60 148H62V147H60ZM60 148H59V149H60ZM75 148H76V146H75ZM91 148H89L88 150H91ZM94 148H95V147H94ZM96 148H97V147H96ZM129 148H130V147H129ZM129 148H128V149H129ZM155 148H156V147H155ZM218 148H220V147H218ZM24 149H25V148H24ZM45 149H46V146H45ZM98 149H99V151H102L103 153L105 152V151H104V150H105V147L103 148L102 145L98 146ZM15 150H16V149H14V151H15ZM21 150H22V149H21ZM25 150H26V149H25ZM27 150H28V149H27ZM60 150H62V149H60ZM115 150H116V151H119V150L117 149V147H116ZM115 150L113 149V151H115ZM122 150L126 151L127 149L125 150V148H124V149H122ZM131 150H132V148H131ZM18 151H19V150L17 149L16 152L18 153ZM95 151H96V149H95ZM116 151H115V152H116ZM127 151H128V150H127ZM1 152H0V154H1ZM6 152H5V154H6ZM20 152H21V151H20ZM22 152H23V150H22ZM58 152H59V151H58ZM60 152H61V151H60ZM88 152H89V151H87V153H88ZM97 152H98V151H96L95 153H97ZM107 152H108V150H107ZM129 152H130V150H129ZM129 152H128V153H129ZM131 152H132V151H131ZM131 152H130V154H131ZM12 153H13V155H15L14 152H12ZM17 153H16V154H17ZM27 153H28V152H27ZM36 153H37V152H36ZM90 153H91V152H90ZM133 153H134V152H133ZM133 153H132V154H133ZM5 154L2 153L1 155H4V156H5ZM59 154H60V153H59ZM69 154L74 155L73 153H70V152H69ZM91 154H92V153H91ZM98 154H100V152H99ZM98 154H97V155H98ZM115 154H117V153H115ZM132 154H131V155H132ZM31 155H32V154H31ZM37 155H38V154H37ZM45 155H46V154H45ZM93 155H94V154H93ZM106 155H107V153L105 154V160L108 158V161H109V157L106 156ZM145 155H147V153H146ZM10 156H12V154H10ZM15 156H16V155H15ZM18 156H19V154L17 155V157H18ZM29 156H30V154H29ZM29 156H25V157H29ZM32 156H33V155H32ZM43 156H44V155H43ZM80 156H81V155H79V158H81ZM133 156H134V155H132V157H133ZM13 157H14V156H13ZM13 157H12V158H13ZM44 157H45V156H44ZM65 157H66V155H65ZM106 157H107V158H106ZM238 157H239V156H238ZM238 157H237V158H238ZM0 158H1V156H0ZM18 158H19V157H18ZM45 158H46V157H45ZM85 158H86V156H85ZM87 158H88V157H87ZM146 158H148V159L151 158V155H150V157H148V155H147ZM26 159H27V158H26ZM51 159H52V158L50 157V163H51V164L55 163V162H54L53 160H51ZM56 159H57V158H56ZM59 159H60V158L57 159V162L62 163V161H60L61 159H60V160H59ZM100 159H101V158H100ZM103 159H104V158H103ZM129 159H131V158H129ZM5 160H6V159H5ZM149 160H150V161H147V163L150 162V165H151V163H153V161H152L153 159H149ZM0 161H2V159H0ZM7 161H9V160H7ZM66 161H68V160H66ZM106 161H107V160H106ZM52 162H53V163H52ZM86 162H87V161H86ZM88 162H89V161H88ZM138 162H140V160H139ZM186 162H188V161H186ZM17 163H18V162H17ZM59 163H58V164H59ZM63 163H64V162H63ZM63 163H62V164H63ZM70 163H71V162H70ZM70 163H69V164H70ZM72 163H73V162H72ZM82 163H84V162H82ZM93 163H95V162H93ZM93 163H92V164H89V165H92L91 168H94V167H95V166H93ZM96 163H97V162H96ZM117 163H118V162L116 161V164H117ZM154 163H155V160H154ZM156 163H157V166H158V163H159V165L163 168V171H164V167H163L164 165L162 166V165L160 164L161 161L159 162V161L156 160ZM156 163L154 164L155 166H156ZM6 164H7V163H6ZM55 164H56V163H55ZM62 164H61V165H62ZM64 164L66 165V164H68V163H64ZM64 164H63V165H64ZM69 164H68V165H69ZM73 164H75V163H73ZM76 164H77V163H76ZM80 164H81V163H80ZM97 164H98V163H97ZM118 164H120V163H118ZM148 164H149V163H148ZM148 164H147V165H148ZM184 164H185V163H184ZM61 165H60V166H61ZM65 165H64V167L67 166V165H66V166H65ZM77 165H79V164H77ZM81 165H83V164H81ZM100 165H101V164H99L98 168H99V167L101 168V166L103 165V163H102L101 166H100ZM132 165H133V164H132ZM150 165H149V166H150ZM169 165H170V164H169ZM181 165H182V163H181ZM0 166H2V165L0 164ZM14 166H15V165H14ZM28 166H29V164H28ZM69 166H72V165H69ZM79 166H80V165H79ZM83 166H84V168H85V165H83ZM96 166H97V165H96ZM121 166H122V165H121ZM144 166H145V165H144ZM174 166H175V165H174ZM178 166H179V165H178ZM75 167H76V166H75ZM80 167H82V166H80ZM86 167H87V166H86ZM89 167H90V166H88V169H87V170H90V169H91V168L89 169ZM103 167H104V166H103ZM103 167H102V168H103ZM129 167H130V166H129ZM131 167H132V166H131ZM131 167H130V168H131ZM147 167H148V166H147ZM28 168H29V167H28ZM28 168H27V169H28ZM35 168H36V167H35ZM45 168H46V167H45ZM76 168H77V167H76ZM84 168H83V169H84ZM162 168H159V171H161ZM192 168H193V166H192ZM55 169H56V171H57L58 168H55ZM78 169H79V168H77V170H78ZM80 169H81V168H80ZM95 169H96V168H95ZM95 169H93V170H91V171H94ZM103 169L105 170V168H103ZM113 169H114V168H113ZM139 169H140V168H139ZM142 169H143V168H142ZM156 169H157V168H156ZM156 169H155V170H156ZM160 169H161V170H160ZM194 169H195V168H194ZM194 169H193V171H194ZM69 170H71V169H69ZM73 170L76 171V169H73ZM81 170H82V169H81ZM84 170H85V169H84ZM84 170H83V171H84ZM96 170H97V169H96ZM98 170H100V169H98ZM104 170H103V171H104ZM127 170H128V169H127ZM132 170H135L134 167L131 168V171H132ZM136 170H137V169H136ZM150 170H151V169H150ZM195 170H196V169H195ZM36 171H37V170H36ZM39 171H40V170H39ZM67 171H68V169H67ZM75 171H74V173H75ZM79 171H80V170H79ZM83 171H81V172H83ZM163 171H162V172H163ZM29 172H30V171H29ZM40 172H41V171H40ZM57 172H58V171H57ZM60 172H61V171H60ZM63 172H64V171H63ZM63 172H61L60 174H62ZM76 172H77V171H76ZM81 172H80V173H81ZM97 172H100V171H97ZM97 172L95 171L94 173L96 174ZM118 172H119V171H118ZM132 172H133V171H132ZM146 172H147V170H146ZM149 172H151V171H149V169H148V173H149ZM164 172H166V171H164ZM198 172H199V171H198ZM3 173H5V172H3ZM16 173H17V172H16ZM54 173H56V172L54 171ZM54 173H53V175H54ZM65 173H66L65 175L69 174V173L66 172V171H65ZM70 173H71V172H70ZM72 173H73V172H72ZM84 173H86V171H85ZM87 173H89V172H87ZM87 173H86V174H87ZM90 173H91V174H94L93 172H90ZM103 173H104V172H103ZM103 173H102V174H103ZM130 173H131V172H130ZM134 173H136V172H134ZM148 173H147V174H148ZM190 173H191V172H190ZM20 174H21V173H20ZM29 174H30V173H29ZM60 174L58 173L57 175H60ZM78 174H79V173H78ZM105 174H106V173H105ZM110 174H111V173H110ZM125 174H126V173H125ZM132 174H133V173H132ZM132 174H131V175H132ZM160 174H161V173H160ZM202 174H203V173H202ZM202 174H201V172H200L199 175L202 177ZM3 175H4V174H3ZM6 175H7V174H6ZM18 175H19V174H18ZM38 175H39V174H38ZM53 175H52V176H53ZM55 175H56V174H55ZM62 175H64V173H63ZM73 175H74V174H73ZM73 175H72V176H73ZM76 175H77V173L74 175V177H75ZM79 175H80V174H79ZM87 175H90V174H87ZM107 175H108V174H107ZM111 175H112V174H111ZM111 175H109V176H111ZM123 175H124V173H123ZM123 175H122V176H123ZM134 175H135V174H134ZM148 175H149V174H148ZM192 175H193V172H192ZM77 176H78V175H77ZM103 176H104V175H103ZM105 176H106V175H105ZM109 176H108V178H109ZM122 176H121V177H122ZM127 176H128V175H127ZM129 176H130V174H129ZM132 176H133V175H132ZM161 176H162V175H161ZM195 176H196V175H195ZM17 177H18V176H17ZM19 177H20V176H19ZM44 177H45V176H44ZM58 177H59V176H58ZM65 177H66V176H65ZM65 177L63 176L64 179H65ZM68 177L71 178V175L68 176ZM121 177H120V178H121ZM130 177H131V176H130ZM130 177H129V178H130ZM148 177H149V176H148ZM148 177H147V179H148ZM190 177H192L191 174H190ZM216 177H217V176H216ZM47 178H48V177H47ZM66 178H67V177H66ZM76 178H79V176L76 177ZM89 178H91V177L89 176ZM100 178H101V175H100ZM110 178H112V177H110ZM110 178H109V180H111ZM142 178H143V177H142ZM81 179H82V176H81ZM81 179H80V180H81ZM104 179H106V178H104ZM113 179L115 180V178H113ZM118 179H119V177H118ZM121 179H122V178H121ZM121 179H119V180H121ZM187 179H188V178H187ZM3 180H4V178H3ZM5 180H7V179H5ZM59 180H61V179H59ZM72 180H73V179H72ZM72 180H71V181H72ZM77 180H78V179H77ZM77 180H76L77 184L80 183L79 180H78V181H77ZM91 180H92V179H91ZM91 180H90V181H91ZM93 180H94V179H93ZM93 180H92V182H93ZM123 180H124V178H123ZM123 180H121V181H123ZM185 180H186V178H185ZM22 181L24 182V180H22ZM71 181H70V182H71ZM100 181L103 182L102 180H100ZM100 181H99V184H100L99 186H101V182H100ZM107 181H108V180H107ZM124 181H125V180H124ZM149 181H150V180H149ZM18 182H19V181H18ZM53 182H54V181H53ZM94 182H97V180H94ZM94 182H93V184H94ZM115 182H116V181H115ZM115 182L113 183V185H115ZM139 182H140V181H139ZM139 182H138V184L141 183V182H140V183H139ZM143 182H144V181H143ZM40 183H41V182H40ZM49 183H50V182H49ZM51 183H52V182H51ZM56 183H57V182H56ZM64 183H65V182H64ZM64 183H63L62 185H64ZM86 183H88V182H86ZM90 183H91V182H90ZM126 183H127V182H126ZM126 183H125V184H126ZM150 183H151V182H150ZM186 183H187L186 185H189L187 180H186ZM191 183H192V182H191ZM193 183H194V182H193ZM12 184H14V182H13ZM77 184H76V185H77ZM83 184L85 185V182H84V181H83ZM88 184H89V183H88ZM104 184H105L104 187L106 186L105 188H107V190H110V188L108 189V187H107V186H109V185H106V183H104ZM107 184H108V183H107ZM118 184H119V183L116 184L117 187L120 186V185L118 186ZM121 184H122V183H121ZM125 184H124V185H125ZM128 184H129V186H130V182H129ZM145 184H146V183H145ZM198 184H199V182H198ZM198 184H196V185L194 184L196 189H195V188H193V189H195V190H194L195 192H196V190H197V192L199 193V190H200V189H199V190L197 189V186H199ZM9 185H10V184H9ZM41 185H42V184H41ZM44 185H45V184H44ZM56 185H57V184H56ZM90 185H91V184H90ZM94 185H95V184H94ZM97 185H98V184H97ZM97 185H96L95 187H97ZM102 185H103V184H102ZM110 185L113 186L111 183H110ZM124 185H123V186H124ZM134 185H135V184H134ZM136 185H137V184H136ZM140 185H141V184H140ZM148 185H149V184H148ZM194 185L191 184L192 187H194ZM207 185H208V184H207ZM209 185H210V184H209ZM209 185H208V188H209V189H208L207 191L211 190L210 188H212L211 185H210V186H209ZM45 186H46V185H45ZM47 186H48V185H47ZM47 186H46V187H47ZM53 186H54V185H53ZM53 186L51 185V187H53ZM77 186H78V185H77ZM87 186H89V185H87ZM92 186H93V185H91V188H92ZM116 186H114V187L117 188ZM141 186H143V185H141ZM173 186H174V185H173ZM54 187H57V186H54ZM95 187H94V188H95ZM120 187H122V186H120ZM120 187H119V188H120ZM143 187H144V186H143ZM174 187H175V186H174ZM174 187H173V188H174ZM199 187H200V186H199ZM199 187H198V188H199ZM88 188H89V187H88ZM112 188H113V187H112ZM115 188H114V190H115ZM119 188H118V194L120 195V193H121V189L119 190ZM130 188H131V186H130ZM159 188H160V187H159ZM240 188H241V187H240ZM4 189H5V188H4ZM4 189H3V190H4ZM11 189H13V188H11ZM11 189L9 188L8 190L10 191ZM49 189H50V187H49ZM60 189H61V188H58V189L56 188L55 190H57V191L59 190V191H60ZM86 189H87V188H86ZM92 189H93V188H92ZM122 189H123V190L125 189V191H126L127 188H122ZM128 189H129V188H128ZM128 189H127V190H128ZM132 189H133V187H132ZM136 189H137V186H136ZM190 189H191V193H192V194L195 193V192L192 190V188H190ZM238 189H239V188H238ZM238 189H236V192H237ZM3 190H2V191H3ZM6 190H7V189H5V192L8 193L9 191H6ZM87 190H88V189H87ZM87 190H86V191H87ZM138 190H139V191H137V192L134 191V190H133V191H134L136 194H138V195L144 193V192H143V193L141 192L142 190H141V191H140V189H138ZM150 190L152 191V188H151ZM258 190H259V189H258ZM11 191H12V190H11ZM13 191H14V190H13ZM23 191H24V190H23ZM59 191H58V192H59ZM78 191H79V190H78ZM84 191H85V190H84ZM86 191H85V192H86ZM97 191H99V190L97 189ZM100 191H102V190H100ZM104 191H106V190H104ZM130 191H132V190L130 189ZM151 191H150V193H151ZM178 191H179V190H178ZM183 191H184V190H182V192H183ZM192 191H193V192H192ZM230 191H231V190H229V192H230ZM256 191H257V190H256ZM256 191H255V192H256ZM259 191H260V194L263 193V195H264V192L261 193V190H259ZM259 191H258V192H259ZM66 192H67V191H66ZM75 192H76V191H75ZM87 192H88V191H87ZM87 192H86V193H87ZM95 192H96V190H95ZM119 192H120V193H119ZM139 192H140V193H139ZM218 192L220 193V191H218ZM218 192H216V194H217ZM229 192H228V194H230ZM240 192H241V191H239V193H240ZM255 192H254V193H255ZM19 193H21V192H19ZM27 193H28V194H31V193H29V192H27ZM35 193H36V191H35ZM37 193H38V192H37ZM48 193H49V190H48ZM88 193H89V192H88ZM114 193H115V191H114ZM198 193H197V194H198ZM222 193H223V192H222ZM231 193H232V192H231ZM234 193H235V192H234ZM252 193H253V192H252ZM9 194H10V193H9ZM17 194H18V192H17ZM24 194H26V193H24ZM24 194H21V198H22V195L24 196ZM28 194H27V195H28ZM60 194H61V193H60ZM78 194H79V195L82 194V197L84 196L83 193H79V192H78ZM95 194H98V193L96 192V193H94V195H95ZM112 194H113V193H112ZM121 194H122V195L125 194L124 191H123ZM128 194H129V193H128ZM146 194H148V193H146ZM182 194H183V193H182ZM211 194H212V193H211ZM213 194H214V193H213ZM216 194H214L215 196H214L213 198H217ZM241 194H242V193H241ZM258 194H259V193H258ZM258 194H257V195H258ZM4 195H5V194H4ZM4 195H3V196H4ZM34 195H35V194H34ZM115 195H116V194H115ZM122 195H121V196H122ZM125 195H126V194H125ZM149 195H150V194H149ZM178 195H179V194H178ZM185 195H186V194H185ZM199 195H200V193H199ZM206 195H207V193H206ZM225 195H227V194H224V195H223V199H224V196H225ZM231 195H232V198H233V193H232ZM234 195H235V194H234ZM247 195H249V194H247ZM257 195H256V196H257ZM28 196H29V195H28ZM108 196H109V197L112 196V195H110V191H109V195H107V198L109 199ZM116 196H117V198H119L118 195H116ZM126 196H127V195H126ZM187 196H188V194H187ZM212 196H213V195H212ZM18 197H19V196H18ZM34 197H35V196H34ZM37 197H38V196H37ZM37 197H36V198H37ZM47 197H48V196H47ZM80 197H81V196H80ZM92 197H93V196H92ZM141 197H143V198L145 199V193H144ZM209 197H210V196H209ZM226 197H229V195L225 196V199H226ZM21 198H20V199H21ZM24 198H25V196H24ZM61 198L63 199V197H61ZM104 198H106V197H104ZM104 198L102 199V201L106 200V199H104ZM111 198H112V197H111ZM126 198L128 199V196H127ZM143 198H141V200H143ZM185 198H186V197H185ZM192 198H193V197H192ZM213 198H212V199H213ZM20 199H19V200H20ZM54 199H55V198H54ZM76 199H77V198H76ZM133 199H135V198H133ZM190 199H191V198H190ZM205 199H208V198H205ZM210 199H211V197H210ZM223 199H222V200H223ZM235 199H236V198H234L233 201H234ZM12 200H13V199H12ZM19 200H18V201H19ZM23 200H24V199H23ZM23 200H22V201H23ZM98 200H99V199H98ZM110 200H115V197H114V199H110ZM110 200H109V201H110ZM138 200H139V199H138ZM147 200H148V199H147ZM214 200H215V199H214ZM230 200H231V199H230ZM25 201H26V200H25ZM28 201H29V200H28ZM51 201H52V200H51ZM89 201H90V200H89ZM128 201H129V199H128ZM139 201H140V200H139ZM139 201H136V203H138V205L141 204ZM204 201H205V200H204ZM211 201H212V200H211ZM8 202H9V201H8ZM11 202H12V201H11ZM59 202H60V204H61V203H62V200L59 201ZM94 202H95L96 204H98L99 202L101 203V201H94ZM111 202H112V201H110V203H111ZM141 202H143V201H141ZM208 202H209V201H208ZM208 202H205V203L208 204ZM229 202H230V201H229ZM234 202H235V201H234ZM100 203H99L97 206H99ZM136 203L134 202L133 205H135ZM143 203H144V202H143ZM143 203H142V204H143ZM209 203H211V202H209ZM232 203H233V202H231V204H232ZM28 204H30V203H28ZM32 204H33V203H32ZM32 204H30V207H31ZM130 204H131V203H130ZM218 204H219V202H218ZM220 204H222V205H223V204H226V200L224 201V203H221V202H220ZM231 204H230V205L228 204L229 206L227 205V206L224 207V208H229V207H231V206H232ZM245 204H246V205H249L250 203L247 204V202H246ZM0 205H2V204H0ZM8 205H9V204H8ZM14 205H15V204H14ZM104 205H105V204H104ZM108 205H109V204H108ZM119 205H120V204H119ZM133 205H130V206L133 207ZM251 205H252V203L250 204V206H251ZM62 206H64V205H62ZM91 206H93V205H91ZM100 206H102V204H101ZM113 206L115 207L116 205H113ZM117 206H118V205H117ZM127 206H128V205H127ZM130 206H129V207H130ZM2 207H3V206H2ZM2 207H1V208H2ZM20 207H21V206H20ZM23 207L25 208L24 205L22 206V208H23ZM27 207H28V206H26V209H27ZM59 207H61V206H59ZM89 207H90V206H89ZM205 207L207 208V206H205ZM216 207H217V206H216ZM220 207H221V206H220ZM247 207L249 208V206H247ZM17 208L19 209V206H18ZM42 208H43V206H42ZM45 208H46V207H45ZM47 208H48V207H47ZM80 208H81V207H80ZM87 208H88V207H87ZM92 208H93V207H92ZM110 208H113V207H110ZM125 208H126V206H125ZM136 208H137V206L135 205V208H134V209H136ZM206 208H205V209H206ZM208 208H209V207H208ZM210 208H211V207H210ZM241 208H242V209H241V212H242L243 207H241ZM253 208H254V207H253ZM8 209H10V207H9ZM20 209H21V208H20ZM26 209H25V210H26ZM93 209L96 210L97 208H93ZM220 209H222V208H220ZM244 209H245V208H244ZM246 209H247V208H246ZM250 209H252V208H250ZM22 210H24V209H22ZM22 210H21V211H22ZM27 210H28V209H27ZM31 210H32V208H31ZM43 210H44V208H43ZM48 210H49V209H48ZM115 210H116V208H115ZM131 210H133V209H128V210L125 211V212H127V214H128V211L130 212ZM227 210H228V209H227ZM247 210H248V209H247ZM247 210H245V211H247ZM256 210H257V208H256ZM10 211H11V210H10ZM21 211H20V212H21ZM112 211H114V210H112ZM120 211H121V210H120ZM216 211L218 212L219 209L216 210ZM234 211H235V210H234ZM248 211H250V210H248ZM254 211H255V210H254ZM47 212H48V211H47ZM59 212H60V211H59ZM59 212H58V213H59ZM88 212H89V211H88ZM123 212H124V211H123ZM220 212H221V211H219V213H220ZM236 212H237V211H236ZM258 212H259V211H258ZM11 213H12V212H11ZM17 213H18V212H17ZM17 213H16V214H17ZM49 213L51 214V213H52V210H51V212H49ZM89 213H90V212H89ZM113 213H114V212H113ZM212 213L215 214V216H214V219H215V217H217V215H216L215 212H212ZM222 213H224V212H222ZM222 213H221V214H222ZM233 213H234V212H233ZM238 213H239V212H238ZM252 213H253V212H252ZM28 214H29V212H28ZM41 214H43V213H41ZM46 214H47V213H46ZM63 214H64V213H63ZM63 214H62V215H63ZM91 214H92V213H91ZM93 214H94V211H93ZM111 214H112V213H111ZM111 214H110V215H111ZM122 214L124 215L125 213H122V212H121V215H122ZM145 214H147V213H145ZM213 214H211V216H212ZM225 214L228 215L229 213L227 214V212H225ZM48 215H49V214H48ZM53 215H54V214H53ZM60 215H61V214H60ZM65 215H66V213H65ZM140 215H142V214H140ZM143 215H144V214H143ZM209 215H210V213H209ZM209 215H208V216H209ZM226 215H225V216H226ZM249 215H250V214H249ZM30 216H31V215H30ZM30 216L28 217L29 219H32L33 217H35V216H33V212H32V216H33V217L30 218ZM73 216H74V215H73ZM128 216H129V215H128ZM131 216H132V215H131ZM147 216H148V215H147ZM232 216H233V215H232ZM232 216H231V217H232ZM245 216H246V215H245ZM247 216H248V214H247ZM44 217H45V216H44ZM55 217L57 218V216H55ZM114 217H115V216H113V218H114ZM118 217H119V216H118ZM122 217H123V218H126V216H122ZM134 217H135V216H134ZM148 217H149V216H148ZM161 217H162V216H161ZM226 217H227V216H226ZM113 218H111V219H113ZM115 218H116V217H115ZM115 218H114V219H115ZM119 218H120V217H119ZM131 218H132V217H131ZM138 218L140 219V216H138ZM144 218L146 219V217H144ZM144 218H143V221H140V220H138V219L136 218V219L138 220V222L140 221V223H138V222H137V223H138V224H142V222H144V220H145ZM218 218H219V220H220V216H218L216 219H218ZM223 218H225V217H223ZM228 218H230V216H229ZM24 219H25V217H24ZM53 219H55V218H53ZM59 219H61V218H59ZM99 219H100V218H99ZM99 219H98V220H99ZM212 219H213V218H212ZM230 219H231V218H230ZM230 219H229V220H230ZM0 220H1V219H0ZM35 220H36V219H35ZM146 220H147V219H146ZM187 220H188V219H187ZM219 220H218L217 223H219ZM231 220H234V218L231 219ZM110 221H113V220H110ZM117 221H118V220H117ZM122 221H123V220H122ZM132 221H133V220H132ZM147 221H148V220H147ZM209 221H210V220H209ZM222 221H223V220H222ZM29 222H30V221H29ZM39 222H40V221H38V223H39ZM80 222H81V221H80ZM104 222H106V221H103V223H104ZM115 222H116V221H115ZM119 222H120V221H119ZM133 222H134V221H133ZM133 222H131V225L134 224V228L137 229V226L135 227V225H136L137 223H135V222L133 223ZM145 222H146V221H145ZM205 222H207V221H205ZM224 222H225V221H223V223H224ZM228 222H229V221H228ZM228 222H226V224H224L225 226H224V227L222 226V227L225 228ZM13 223H14V220H13L12 224H13ZM27 223H28V222H27ZM34 223H35V222H34ZM40 223H43V222H40ZM47 223H48V222H47ZM62 223L64 224L65 222H62ZM81 223H82V222H81ZM98 223H99V222H98ZM106 223H107V222H106ZM120 223H121V222H120ZM207 223H208V222H207ZM232 223H233V222H232ZM32 224H33V222H32ZM101 224H102V223H101ZM138 224H137V225H138ZM215 224H216V222H214V223L212 224V226H214ZM220 224H222V223L220 222ZM233 224H234V223H233ZM7 225H8V224H7ZM13 225H14V224H13ZM16 225H17V224H16ZM111 225H112V224H110L109 226H111ZM117 225H118V224H117ZM124 225H125V224H124ZM209 225H210V224H209ZM251 225H252V224H251ZM263 225H264V224H263ZM263 225H262V226H263ZM1 226H3V225H1ZM1 226H0V229H1ZM100 226H101V225H100ZM118 226H119V227H120V226L123 227V225H118ZM118 226H115L114 228H116V227H118ZM126 226H127V225H126ZM138 226L140 227V225H138ZM219 226H220V225H219ZM257 226H258V225H257ZM257 226H256V227H257ZM38 227H39V226H38ZM60 227H62V226H60ZM77 227H78V226H77ZM79 227H80V226H79ZM121 227H120V228H121ZM129 227L131 228V226H128L127 228H129ZM214 227H215V226H214ZM4 228H5V226H4ZM29 228H30V227H29ZM42 228H43V227H42ZM54 228H55V226H54ZM57 228H58V226H57ZM57 228H56V229H57ZM64 228H65V227H64ZM64 228H62V229H64ZM100 228H101V227H100ZM109 228H110V227H108V229H109ZM114 228H113V229H114ZM123 228H125V227H123ZM130 228H129V229H130ZM216 228H217V226H216ZM261 228H262V227H261ZM261 228H260V226H259L258 230L261 229ZM44 229H46V228H44ZM65 229H66V228H65ZM125 229H126V228H125ZM125 229H124L123 231H125ZM132 229H133V227H132ZM263 229H264V226H263ZM37 230H38V229H37ZM39 230H41V229H39ZM116 230H117V228H116ZM121 230H122V229H121ZM121 230H120V231H121ZM197 230H198V228H197ZM213 230L215 231L216 229L212 228L211 232H212ZM218 230H221V229H218ZM218 230H217V231H218ZM255 230H257V229H255ZM255 230H254V231H255ZM47 231H48V230H47ZM60 231H61V230H60ZM93 231H94V230H93ZM105 231H106V229H105ZM107 231H108V230H107ZM107 231H106V232H107ZM114 231H115V229H114ZM130 231H132V230H130ZM130 231L128 230V233H129ZM201 231H202V230H201ZM205 231H206V230H205ZM260 231H261V230H260ZM263 231H264V230H263ZM6 232H7V231H5V233H6ZM69 232H70V231H69ZM97 232L100 233V231H96V234H97ZM103 232H104V231H103ZM103 232H102V233H103ZM125 232L127 233V231H125ZM155 232H156V231H155ZM250 232H251V227H250ZM261 232H262V231H261ZM0 233H2V232H0ZM36 233H37V231H36ZM46 233H47V232H46ZM55 233H56V232H55ZM55 233H53V234H55ZM72 233H73V232H72ZM93 233H95V231H94ZM115 233H116V232H115ZM130 233H131V232H130ZM167 233H168V232H167ZM197 233H198V231H197ZM228 233L230 234V232H228ZM37 234H38V233H37ZM37 234H35V236H36ZM70 234H71V232H70ZM201 234H202V233H201ZM204 234H205V233H204ZM204 234H203V235H204ZM213 234H214V233H213ZM241 234H242V233H241ZM241 234H240V236H238V237H241V238H242L243 236H241ZM17 235H18V234H17ZM45 235L47 236V234H45ZM56 235L58 236V237L56 236L57 239H58V238L60 237V235H61V232H60V235H59V234H56ZM66 235H67V234H66ZM66 235H65V236H66ZM89 235H91V234H89ZM203 235H202V236H203ZM242 235H243V234H242ZM260 235H261V238H262V237L264 238L263 234H260ZM62 236H63V235H62ZM65 236H64V237H65ZM85 236H86V235H85ZM85 236H83V238H84ZM93 236H94V235H92L91 237L93 238ZM97 236H98L97 238H99V239H100V237L103 238V237H102L103 234H102V236H100V237H99V235H97ZM166 236H167V235H166ZM202 236H201V237L199 236V237L202 238ZM249 236H250V235H249ZM255 236L257 237V239L260 240V236L258 237V235H256V234L254 235V237H255ZM47 237H48V236H47ZM54 237H55V235H54ZM56 237H55V238H56ZM67 237L69 238V235H68ZM72 237H75V236H72ZM160 237H161V236H160ZM176 237H177V236H176ZM176 237H173V238H176ZM203 237H204V236H203ZM256 237H255V239H256ZM18 238H19V237H18ZM18 238H17V239H18ZM21 238L23 239V237H21ZM49 238H50V235H49ZM85 238H86V240H87V238H89V237H85ZM248 238H249V237H247L246 240L250 242V241H251V240H250L251 238H249V240H248ZM19 239H20V238H19ZM19 239H18L17 241L20 242ZM22 239H21V240H22ZM59 239H60V238H59ZM62 239H63V238H62ZM62 239H61V241H62ZM66 239H67V238H66ZM89 239H90V238H89ZM151 239H152V238H151ZM162 239H163V236H162ZM217 239L220 240V242H221V241H223V240H225V239H227V238L225 237V239H224V238H223V239H222V238H217ZM217 239H216V240H217ZM242 239H243V238H242ZM252 239H253V238H252ZM40 240H41V239H40ZM68 240H69V239H68ZM93 240H96V238L93 239ZM104 240H105V238H104ZM190 240H191V239H190ZM218 240H217V244H219V243H218V242H219ZM1 241H2V239H1ZM46 241H47V240H46ZM58 241H60V240H58ZM58 241H57V242H58ZM61 241H60V243H61ZM70 241H71V240H70ZM73 241H74V240H73ZM99 241H100V240H98V242H99ZM106 241H107V240H106ZM194 241H195V240H194ZM214 241H215V240H214ZM214 241H212V242H214ZM244 241H245V239H244ZM261 241H264V239H262ZM2 242H5V243H6L5 240H3ZM15 242H16V241H15ZM47 242H48V241H47ZM54 242H56L55 239H54ZM68 242H69V241H68ZM85 242H86V241H85ZM103 242H105V241H102V244H103ZM162 242H163V241H162ZM212 242H211V243H212ZM234 242H235V241H234ZM5 243H4V244H5ZM7 243H8V242H7ZM50 243H51V242H50ZM71 243H72V242H71ZM76 243H77V242H76ZM80 243H81V242H80ZM86 243H87V242H86ZM88 243H89V242H88ZM94 243H95V245H96V242L93 241V244H94ZM107 243H108V241H107ZM215 243H216V242H215ZM215 243H214V244H215ZM9 244H10V246H11V243H9ZM61 244H62V243H61ZM90 244H91V243H90ZM100 244H101V242H100ZM100 244H98V245H100ZM109 244H110V243H109ZM112 244H113V243H112ZM208 244H210V243H208ZM236 244H239V243L236 242ZM256 244H257V243H256ZM16 245H17V244H16ZM35 245L37 246V248L39 247V245H37L36 243H35ZM70 245H72V244H70ZM95 245H94V246H95ZM193 245H194V244H193ZM198 245H199V244H198ZM203 245H204V244H203ZM205 245H206L207 247H209L207 244H205ZM215 245H216V244H215ZM221 245H222V244H221ZM234 245H235V244H234ZM263 245H264V242H263ZM7 246H8V244H7ZM10 246H8V247H10ZM12 246H13V244H12ZM33 246H34V245H33ZM41 246H42V245H41ZM92 246H93V245H92ZM92 246H91V247H92ZM110 246H111V244H110ZM110 246H109V247H110ZM200 246H202V244H201ZM200 246H199V247H200ZM206 246H205V247H206ZM213 246H214V245H213ZM257 246H261V244H260V245L257 244L256 246H254V247H256V248H253V249H257V250H258L259 247L257 248ZM14 247H15V246H14ZM18 247H19V246H18ZM34 247H35V246H34ZM70 247H71V246H70ZM95 247H96V246H95ZM97 247H99V246H97ZM101 247H102V245L99 247V249H100ZM133 247H135V246H133ZM202 247H203V250H204L205 247H204V246H202ZM229 247H230V246H229ZM236 247H237V245H236ZM261 247H262V246H261ZM2 248H3V247H2ZM2 248H1V249H2ZM4 248H5V247H4ZM10 248H11V247H10ZM80 248H81V245H80ZM102 248H103V247H102ZM102 248H101V249H102ZM127 248H128V246H127ZM127 248H126V249H127ZM129 248H130V247H129ZM129 248H128V249H129ZM131 248H132V247H131ZM149 248H150V247H149ZM200 248H201V247H200ZM210 248H212V244H210L209 249H210ZM5 249H7V248H5ZM11 249H13V247H12ZM35 249H36V248H35ZM96 249H97L98 252H99V249H98V248H96ZM114 249H115V248H114ZM114 249H113V250H114ZM124 249H125V246H124ZM201 249H202V248H201ZM201 249H200V250H201ZM209 249L207 248L206 251H208ZM3 250H4V249H3ZM72 250H73V249H72ZM72 250H71L70 253H69V251H68L70 257H72V254H74V255L77 254V253L74 252L75 249H74L73 253H72ZM78 250H79V249H78ZM103 250H104V249H103ZM108 250H109V249H108ZM117 250H118V249H117ZM117 250H115V252H116ZM132 250H133V248H132ZM193 250H194V248H193ZM196 250L199 251V249H196ZM257 250H254V251H257ZM7 251H8V250H7ZM7 251L5 250L6 253H8ZM66 251H67V249H66ZM81 251L84 252L83 249L79 251L80 253H83V252H81ZM100 251H101V250H100ZM104 251H105V250H104ZM120 251L122 252L121 249H120ZM127 251H128V250H127ZM127 251H125V252L128 253ZM129 251H131V250H129ZM201 251H202V250H201ZM201 251H200V252H201ZM212 251H213V250H212ZM79 252H78V253H79ZM108 252H109V251H108ZM111 252H113V251H111ZM202 252H204V251H202ZM215 252H216V251H215ZM6 253H5V254H6ZM11 253H12V252H11ZM11 253H10V254H11ZM68 253H67V254H68ZM80 253H79V254H80ZM123 253H124V252H123ZM213 253H214V251H213ZM228 253H229V252H228ZM235 253H236V252H235ZM249 253H250V254L245 253L246 255H245V254H244V255H245V256L253 255V253H251V252H249ZM3 254H4V253H2V255H3ZM40 254H41V253H40ZM110 254H112V253H110ZM198 254H199V253H198ZM198 254H197V255H198ZM200 254H201V253H200ZM203 254H204V253H203ZM13 255H14V253H13ZM15 255H16V254H15ZM21 255H22V253H20L19 256H21ZM98 255H100V252H99ZM103 255H104V254H103ZM106 255H107V253L105 254V256H106ZM108 255H109V254H108ZM116 255H117V254H116ZM180 255H182V254H180ZM186 255H187V254H186ZM256 255H258V254L255 253V256H256ZM7 256H8V255H7ZM16 256H17V255H16ZM16 256H15V257H16ZM62 256H65V253H64V255H62ZM232 256H233V255H232ZM21 257H23V256H21ZM91 257H92V256H91ZM102 257H104V256H102ZM226 257H227V256H226ZM248 257L250 258V256H248ZM248 257H247V258H248ZM253 257H254V256H253ZM253 257H251V258H252L251 261H252V260L254 261L255 258L259 257V255H258L257 257H255L254 259H253ZM263 257H264V256H263ZM64 258H65V257H64ZM100 258H101V257H100ZM145 258H146V257H145ZM222 258H224V257H222ZM260 258H261V257H260ZM87 259H88V257H87ZM94 259H95V258H94ZM97 259H98V258H97ZM101 259H102V258H101ZM101 259H100V260H101ZM158 259H159V258H158ZM10 260H11V259H10ZM12 260H14V259H12ZM18 260H19V259H18ZM18 260L16 259L15 261H18ZM70 260H71V259H70ZM75 260H76V259H75ZM100 260H99V261H100ZM258 260H259V258H258ZM261 260H262V259H261ZM253 261H252V262H253ZM262 261H263V260H262ZM262 261H260V262L262 263ZM19 262H20V260H19ZM86 262H87V261H86ZM14 263H15V262H14ZM74 263H75V262H74ZM97 263H98V262H97ZM230 263H231V261H230ZM5 264H7V263H5ZM42 264H43V263H42ZM50 264H51V263H50ZM82 264H84V263H82ZM86 264H87V263H86ZM88 264H89V263H88ZM93 264H94V263H93ZM222 264H224V263H222ZM227 264H228V263H227ZM246 264H247V263H246Z\"/></svg>",
	"mask_w": 264,
	"mask_h": 264
}]
</instances>
